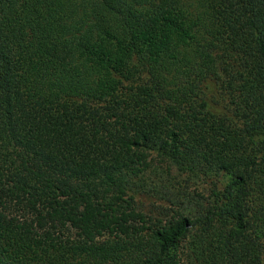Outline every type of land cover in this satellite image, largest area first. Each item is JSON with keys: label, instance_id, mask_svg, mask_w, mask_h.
I'll return each mask as SVG.
<instances>
[{"label": "trees", "instance_id": "1", "mask_svg": "<svg viewBox=\"0 0 264 264\" xmlns=\"http://www.w3.org/2000/svg\"><path fill=\"white\" fill-rule=\"evenodd\" d=\"M0 264H264V0H0Z\"/></svg>", "mask_w": 264, "mask_h": 264}, {"label": "rangeland", "instance_id": "2", "mask_svg": "<svg viewBox=\"0 0 264 264\" xmlns=\"http://www.w3.org/2000/svg\"><path fill=\"white\" fill-rule=\"evenodd\" d=\"M215 102L216 101H212L213 108L215 110L219 111V112H223L224 110H223L222 106L219 105V104H215ZM151 158H152V160H149L150 164L157 165V166L161 165V164L164 165V162L161 161L159 158H157L155 155L152 154ZM143 202H144L145 206H148V205H151V204H153V205H158L159 204L158 201H156V200H154L152 198H143Z\"/></svg>", "mask_w": 264, "mask_h": 264}]
</instances>
